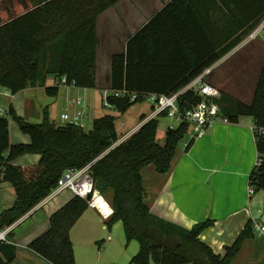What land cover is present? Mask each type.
I'll return each instance as SVG.
<instances>
[{"label":"trees","instance_id":"1","mask_svg":"<svg viewBox=\"0 0 264 264\" xmlns=\"http://www.w3.org/2000/svg\"><path fill=\"white\" fill-rule=\"evenodd\" d=\"M116 2L25 0L24 14L10 21L0 17V86L15 95L36 82L44 83L52 75L56 81L65 77L67 83L73 82L76 87L95 88L97 19ZM192 2L169 1L128 40L125 53L113 55L110 88L173 93L240 43L264 18V0H221L223 7L232 14L239 12V21L248 24L228 44L218 47L202 28L195 11L197 6L194 8ZM236 18L234 15L233 19ZM163 24L178 26V30H169L171 36L166 37V31L159 29ZM167 71L174 72L173 76L165 77ZM59 85L46 86V94L56 96ZM182 99L186 100L182 107L188 108L201 98L186 92ZM109 103L114 111L124 113L137 101L114 97L109 98ZM218 103L230 121L250 116L258 127L264 126V62L250 103L222 93ZM9 117L16 121L21 132L29 135V143L10 142ZM116 119L107 113L94 118L86 129L73 123L60 128L51 123L47 110L39 123L16 115L12 106L7 115L0 116V182L9 183L16 196L10 207L0 210V230L45 199L64 170L81 168L94 161L90 170L94 187L102 195H110L114 208L108 225L121 221L127 242L139 243L133 263L238 264L235 262L245 242L255 237L251 221L220 255L199 237L212 225V220L187 229L154 215L145 202L142 169L151 164L158 172H167L190 125L181 121L176 128L168 127L163 142H159L158 118H150L108 150L119 138ZM256 147L259 163L249 176L254 192L264 191L263 136L257 138ZM29 153L40 155L38 163L22 167L13 164ZM87 208L86 199L73 195L50 216L48 229L34 238L28 248L52 264H76L70 232ZM8 239L10 242H0V264H8L15 258L16 245L10 233Z\"/></svg>","mask_w":264,"mask_h":264},{"label":"crops","instance_id":"2","mask_svg":"<svg viewBox=\"0 0 264 264\" xmlns=\"http://www.w3.org/2000/svg\"><path fill=\"white\" fill-rule=\"evenodd\" d=\"M169 1L171 0H117L113 6L100 13L96 27L99 42L96 53V87L93 88L95 95L91 94V89L64 85L67 107L63 106L62 113H73L77 108L71 104V100L80 96L86 104V128L94 118L106 114L100 107L98 92L111 86L113 55L125 53L128 40ZM192 1V5L197 6L194 8L202 28L215 46L228 44L248 24L239 21V12L232 14L223 7L221 0ZM24 3L25 0H0L2 20L10 21L24 14ZM234 15L237 16L236 19H233ZM104 20L106 26L101 30ZM159 29H164L168 37L171 36L169 30H178V26L163 24ZM263 62L264 39L246 41L244 36L240 43L214 62L217 66L210 75V82L222 94L250 103ZM172 73L174 72L167 71L164 76L172 77ZM56 80L49 75L44 83L39 81L19 91L23 107H18L16 103L15 107L11 105L15 114L27 120L26 105H31L37 95L46 94L45 87L56 85ZM59 89L56 96L50 97L58 98ZM8 94L12 95L6 88L0 90V101L8 97ZM94 99L97 104L92 105ZM68 106L69 109L72 108V112ZM151 112V104L137 102L124 113L115 111L109 114L121 118L119 127L115 123L120 137L137 130L143 122L150 119ZM158 116L163 115L155 117ZM49 120L56 126L65 124L62 120L59 124L54 119ZM253 124L252 117L240 116L233 122L217 123L195 139L191 140L187 135L178 144L167 172L160 173L151 164L141 171L145 202L150 211L187 229L207 219L212 220V225L205 228L199 237L216 254L223 255L225 247L236 241L252 218L264 225V191H256L251 198L247 193L249 176L258 159ZM164 135V131L157 128V138ZM9 138L12 144L30 142L29 135H12L10 129ZM39 160V154L29 153L16 159L13 164L22 167L36 164ZM73 195L70 190H62L16 221L9 232L11 241L16 245V253L14 260L8 264H52L28 248V244L48 229L50 216ZM15 199L14 188L9 183L0 182V210L10 207ZM120 222L116 221L109 226L108 220L103 219L96 209L88 207L70 232L76 264H135L132 259L139 251V243L137 240L127 242L125 233V245L123 240L114 249L108 248L109 245L104 246V239L106 242L111 239L109 234L105 238L104 233L118 229ZM235 263L264 264V233H255L254 238L245 242ZM150 264L155 263L151 261Z\"/></svg>","mask_w":264,"mask_h":264},{"label":"built area","instance_id":"3","mask_svg":"<svg viewBox=\"0 0 264 264\" xmlns=\"http://www.w3.org/2000/svg\"><path fill=\"white\" fill-rule=\"evenodd\" d=\"M264 39V18L259 24L250 31L246 36V41L254 39ZM217 66V63H213L210 66L205 67L195 78L189 83L183 86L181 89L170 93H155V92H137L127 88L114 89L105 88L100 90V101L102 107L110 108L109 98H128L131 102H147L152 106V112L150 118H154L156 115H165L175 118L178 121H185L189 126L187 135L189 138L195 139L201 136L207 130L214 127L219 122L229 123L230 120L220 109L219 99L221 97L220 89L210 82V75ZM57 84L65 86H75L73 82L67 83L66 78L62 77ZM186 92H192L199 96L201 99L192 104L188 108H183L182 103L186 102L182 99ZM71 104L76 106V110L73 113L64 112L61 114V120L65 123H73L82 128H86L85 118L86 104L84 98L78 96L71 100ZM5 115L4 110L0 107V116ZM149 120V119H148ZM255 138L264 137V126L258 127L256 123L252 125ZM133 132H127L120 136L118 140L113 143L108 150L115 147L125 139H127ZM107 150V151H108ZM94 161L86 164L81 168L71 167L62 172L57 180V184L50 194L43 199L39 204L44 202L61 192L62 190H70L74 195L80 198L86 199L89 208L96 209L101 217L105 220H109L114 214V208L111 203L105 199V197L94 187L93 178L91 175V166ZM259 163V156L256 165ZM2 174H0L1 176ZM248 197H252L254 187L249 182L247 188ZM16 223V222H15ZM15 223L8 226L5 229L0 230V242H10L8 239L9 232L15 226ZM251 223L253 230L256 234L260 235L264 233V225L252 218Z\"/></svg>","mask_w":264,"mask_h":264},{"label":"rangeland","instance_id":"4","mask_svg":"<svg viewBox=\"0 0 264 264\" xmlns=\"http://www.w3.org/2000/svg\"><path fill=\"white\" fill-rule=\"evenodd\" d=\"M105 26H106V20L103 21L101 30H104ZM59 86H60V89H59L60 92L58 94V98L50 97L49 95L44 93L41 95H37L35 97V101L31 105L30 104L26 105V108L28 110L27 121H31L32 123H36V122L41 121L42 115L44 113V109H46L49 112L48 113L49 119H54V121L58 124L61 123L60 115L63 112V106L67 107V104H66L67 99H66L65 94H64V85L61 84ZM0 90H4V88L2 86H0ZM90 92L92 95H95V89H91ZM12 96L13 95L8 94V97H5L0 101V107L4 110L5 115H7L8 109L11 107V105H13L15 107L14 103H16V105L18 107H23V104H22L23 101L21 98V93H18L17 95H15L13 97ZM98 101H100V93L99 92H98ZM94 104H97L95 99L92 101V105H94ZM101 105H102V102H101ZM46 106H47V108H46ZM100 107L102 108V112H105L106 114L109 112H115L112 108H106V107H102V106H100ZM19 109H21V108H19ZM68 109H69V106H68ZM69 110L71 112L73 111L72 108H70ZM157 118L159 121L158 128H159V130H163L164 133L168 127L176 128L180 124V121L176 120L175 118L168 117L165 115L158 116ZM120 120H121V118L116 119L115 123L117 124V127H119V121ZM90 127H91V125L87 124L86 129H89ZM9 129H10V132L12 135L24 134L23 132H21L16 121L12 117H9ZM186 137H188V136H186ZM163 140H164V136L161 138H158L159 142H163ZM104 197L106 200H108L110 202V195L109 194H107ZM107 234H109L111 236V239H110V241H107V242H106V239H104L103 242L105 243V245H104L105 247L106 246L108 247V245H109L108 248L114 249L118 246V243L122 244L123 240H124V245H125L126 241L124 239V228H123V224L121 222H120L118 229H115V230L113 229L110 232L104 233L105 238H106ZM134 242H136V241L134 240Z\"/></svg>","mask_w":264,"mask_h":264},{"label":"water","instance_id":"5","mask_svg":"<svg viewBox=\"0 0 264 264\" xmlns=\"http://www.w3.org/2000/svg\"><path fill=\"white\" fill-rule=\"evenodd\" d=\"M59 127L62 128V127H64V126H63V125H60Z\"/></svg>","mask_w":264,"mask_h":264}]
</instances>
